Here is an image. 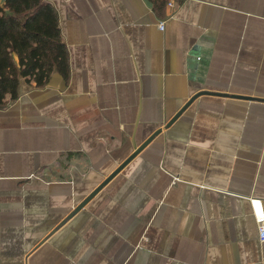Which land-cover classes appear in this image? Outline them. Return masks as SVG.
<instances>
[{
	"label": "crops",
	"instance_id": "obj_1",
	"mask_svg": "<svg viewBox=\"0 0 264 264\" xmlns=\"http://www.w3.org/2000/svg\"><path fill=\"white\" fill-rule=\"evenodd\" d=\"M46 1L68 71L0 105V264H264V0Z\"/></svg>",
	"mask_w": 264,
	"mask_h": 264
},
{
	"label": "trees",
	"instance_id": "obj_2",
	"mask_svg": "<svg viewBox=\"0 0 264 264\" xmlns=\"http://www.w3.org/2000/svg\"><path fill=\"white\" fill-rule=\"evenodd\" d=\"M15 55V57H14ZM68 71L56 13L46 0H0V105L17 97L20 78L44 85Z\"/></svg>",
	"mask_w": 264,
	"mask_h": 264
},
{
	"label": "water",
	"instance_id": "obj_3",
	"mask_svg": "<svg viewBox=\"0 0 264 264\" xmlns=\"http://www.w3.org/2000/svg\"><path fill=\"white\" fill-rule=\"evenodd\" d=\"M203 92H208L206 90H204ZM192 99V98H191ZM180 114V112L176 113L167 123L166 125L172 123L177 116ZM164 126L159 127L158 129H156L152 134H150L141 144H139L138 146H135L133 152L131 154H129L122 162H120V164H118L108 175L107 177L100 182L69 214V216H71L74 212H76L78 209H80L81 207H83V205L93 196L95 195L100 188L109 180L111 179V177H113L120 169L123 168V166H125L142 148H144L150 141L151 139L158 134L163 128Z\"/></svg>",
	"mask_w": 264,
	"mask_h": 264
},
{
	"label": "built area",
	"instance_id": "obj_4",
	"mask_svg": "<svg viewBox=\"0 0 264 264\" xmlns=\"http://www.w3.org/2000/svg\"><path fill=\"white\" fill-rule=\"evenodd\" d=\"M172 0L168 1V4L171 5ZM160 29L164 28V21L161 20L158 23ZM264 98V96H263ZM253 209H254V216L257 222V235L260 241H264V212L261 210L258 201L252 199L251 200Z\"/></svg>",
	"mask_w": 264,
	"mask_h": 264
}]
</instances>
